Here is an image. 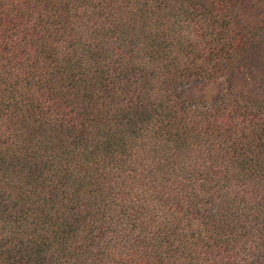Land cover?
<instances>
[{
    "label": "trees",
    "instance_id": "16d2710c",
    "mask_svg": "<svg viewBox=\"0 0 264 264\" xmlns=\"http://www.w3.org/2000/svg\"><path fill=\"white\" fill-rule=\"evenodd\" d=\"M0 264H264V0H0Z\"/></svg>",
    "mask_w": 264,
    "mask_h": 264
}]
</instances>
